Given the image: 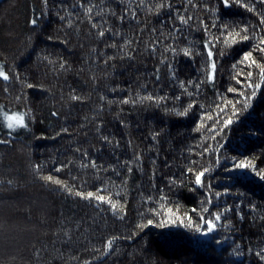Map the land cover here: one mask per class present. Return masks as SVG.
Segmentation results:
<instances>
[{
	"label": "trees",
	"instance_id": "16d2710c",
	"mask_svg": "<svg viewBox=\"0 0 264 264\" xmlns=\"http://www.w3.org/2000/svg\"><path fill=\"white\" fill-rule=\"evenodd\" d=\"M162 2L171 8L157 13ZM81 4L96 5L91 21ZM125 8L136 18L120 21ZM180 15L193 19L185 25ZM101 17L111 28L103 37L92 27ZM261 19L262 0H0V65L10 76L0 79V140L9 141L0 143V264H264L256 256L264 249V180L256 175L264 172V84L244 109L253 90L247 72L253 85L260 78L259 68L240 63L253 51L264 64L253 50L264 39ZM245 27L254 39L240 42ZM169 45L175 55L164 51ZM213 61L214 80L197 92ZM149 94L166 99L139 102ZM126 98L138 102L121 104ZM29 109L28 129L9 136L3 113ZM49 175L62 183L42 179ZM216 213L222 218L207 232L204 220Z\"/></svg>",
	"mask_w": 264,
	"mask_h": 264
},
{
	"label": "snow or ice",
	"instance_id": "6c2138e0",
	"mask_svg": "<svg viewBox=\"0 0 264 264\" xmlns=\"http://www.w3.org/2000/svg\"><path fill=\"white\" fill-rule=\"evenodd\" d=\"M42 2L46 5L47 2H48V0H42ZM101 2H102V0H101ZM189 2H191V0H189ZM144 3H145V0H139V6H140V7H143V6H144ZM237 3H239V0H237ZM262 3H264V0H262ZM222 4H223L224 7H229V6H230V0H222ZM193 6H195V5H193ZM243 6L247 7V5H243ZM81 7H83V8L85 9V14L88 16L89 21H91V20H92V13H93V10H94V8L96 7V5H94V4H93V5L81 4ZM165 7H167V8H171V4L163 3V2H162V3H158V4L155 6V10H156L157 13H159L160 10L163 9V8H165ZM103 11H104V9H101L99 12H96L95 15L99 17V16H101V13H102ZM110 14L113 15V16L116 15L115 12H111ZM129 16H131V18L135 19V18H136V11L133 10V9H130V8H125V9H124V13H123L122 15H120V16L118 17V19H119L120 21H123V20H125L126 18H128ZM59 18H60L61 20H64V19H65L64 17H59ZM178 19H179L180 23L187 25V24L189 23V21L193 19V17L188 16L187 19H186L183 15H180V16H178ZM30 22H31L33 25H35V24L37 23V18H33ZM105 23H107V20L104 19L103 17H101V21H98L97 23H93V24H92V27H93V28H99L98 35H99L100 37L105 36V33H106V32L111 33V28H104V27H103V24H105ZM201 23L203 24V21H201ZM260 23H261L262 25H264V19H261ZM204 27H205V30L207 31V26L205 25ZM213 27H216V25L213 24ZM223 27H224L225 29H227V28H228V25H224ZM175 30H176V31H180V29H178V28L175 29ZM152 31L155 32L156 29H152ZM243 31H244V33H245L244 35H241V33H239V32L236 33V36H239V38H240V42H243V41H249V40H253V39H254V37H250L249 35L246 34L247 31H248L247 27H245V28L243 29ZM113 35H118V33H115V34H113ZM237 42H238V41H237L235 38H233L232 41H231L232 44H235V43H237ZM131 43H132L131 41L126 40L125 43H124V45H121L120 47L123 48V47H125V46H130ZM156 43H158V41H157V42H154V44L152 45L153 50H155V45H156ZM207 43H208V42L205 43V46H206V47H207ZM226 43H227V41H226ZM110 46H111V47H116L117 45H116L115 43H113V44L110 45ZM253 50H254L255 52H257L258 54H260L261 59H264V39H261V40L259 41V43H256V44L254 45V49H253ZM164 51H165V52H171V53H173L174 55H175L176 52H177L176 48L172 47L171 45H169V47L165 48ZM181 51H182V52L184 53V55H186V56H187V55H190V49H189V48L181 49ZM213 55H214L213 51H212L211 49H209V50L207 51V56H208L209 58H212ZM220 55L223 56V55H224V52H221ZM108 59L111 60V59H113V58H112V57H109ZM167 59H168V58L165 56L163 59L160 60V63H161V64H167ZM244 62H250V63L248 64L249 67L255 66V67L259 68V78H260V83H255V84L253 85V84L250 82V81H251V77H252V72H250V71L247 72V82H248V87L253 89V90L251 91V95H250V96H247V97L245 98L244 103H243V108H244V109H247V108L250 106L252 99H253L254 97H256V95H257V90H259V89L261 88V85L264 84V64L259 63V62L257 61V59H255V58L253 57V51H248V52H245V53L243 54V60L240 61V63H244ZM65 63H66V62H65ZM65 63H61V64L59 65V67H60V68H64V67H65ZM104 63L107 64V63H108V60H105ZM215 67H216V65H215V62L213 61L212 64H211V68L213 69V72H211V73L208 74L206 80H201L200 82L195 83L194 85H193V81L189 80V81H188V84H189V85H193L194 88H195V90L198 92V91L201 89L202 84H205V83H208L209 81L214 80V69H215ZM233 67H236V65H233ZM167 69H168V73H169V77H170V79L175 80V79H176V71H177V70H175V69L173 68L172 64H167ZM159 72H160V69H159V66H157L156 69H155V79H156L157 82H159V80H160ZM0 79H3L4 81H8V80L10 79L9 74L3 70V66H2V65H0ZM179 83H180V87H181V88H185V84H184L183 81H180ZM27 87L30 88V87H32V85L29 84V85H27ZM73 91H74V90H73ZM112 91L115 92L116 89H112ZM185 91H187L186 88H185ZM228 91H229V92H235L236 89H234V88H229ZM187 94H188L189 96L194 95V93H192V92H189V93H187ZM179 98H180V97H176V99H179ZM17 99H19V97H17ZM70 99L73 100V101H79V100H81L82 98H81L80 96H78V95H74V94H73V95L70 96ZM100 99H101V100H104L105 98H104L103 96H101ZM164 99H166V97H159V98H157V97H154V96H152L151 94H149V95H147V96L139 97V102H140V103H143V101L148 100V101H155L157 104H159L160 101H162V100H164ZM137 102H138V101H137L136 99H127V98H126V99H123V100L120 101L121 104H129V103L135 104V103H137ZM108 103H112V101H108ZM194 104H195V101H193V103H190V104L187 106V108H185L183 111L176 112V115H177V116H180V117L185 116V115L188 113V111L194 107ZM200 107H204V106H203V105H200ZM30 111H31V110L29 109L28 112H25V113H13V114H8V113H6V112L3 113V121H4V123H3L2 126L6 127V128L8 129V135H9V136H11L13 132H17L18 130H26V129H28V123L26 122V116L29 115ZM221 111H223V109H221ZM240 111H241V109H235V110L233 111V116H236ZM51 115H52V116H59L60 113H58V112H56V111H53V112H51ZM121 123H123V121H121ZM222 123H223L224 127L226 128V127H228V126H230V125L233 124V119H232V117L230 116V117H228L226 120H224ZM197 130H198V129H197ZM62 131L66 132L67 129H62ZM98 131H99V129H98ZM59 134H60V133H57V135H59ZM158 135H159V133H154L153 136H152V138L155 139V137L158 136ZM40 138H42V137H40ZM102 139H103L106 143H112V141L109 140V138H108L107 136L102 137ZM0 143H5V144H6V143H9V141H7V140H0ZM117 143H118V142H117ZM77 151H79V149H77ZM84 155L86 156L87 153H84ZM136 158L139 159V156H137ZM91 166H92L93 168L96 167L95 161H92V162H91ZM36 167L39 168L38 165H37ZM237 167L243 169V168H246V167H249V166H248V165H245L244 163H240L239 165H237ZM59 170H60V169L58 168L57 171H59ZM128 171L131 172L132 169L129 167V168H128ZM188 171H192V170L189 169ZM206 171H208V170L205 169L204 171H200V172H197V173L195 174V181H194V183H195L196 185L203 186V180H202V177L205 175V172H206ZM256 175L259 176L260 179L264 180V172H257ZM42 179H44L45 181H50V182L55 183V184H57V185H60V184L62 183L60 180H58V179H54L51 175H49V176H45V177H42ZM8 183H12V181H8ZM67 190H68L69 192H71V189H67ZM99 191H103V189H100ZM76 195L81 196L82 198H86V199H91V198H93V196H94V194H93L92 192H88V193L86 194V196H85L84 193H79V192H77ZM216 195L218 196V195H220V193H216ZM94 198H95L97 201H99V202H106V203L110 204L111 210H112L113 212L117 211V210L119 209V207H120V206L118 205V202L114 203V202H112L111 200H106L105 196H103V195L95 196ZM253 207H255V206H253ZM228 210L230 211V209H228ZM193 211H195V209H193ZM204 211H205V212H208V209L205 208ZM221 218H222V214H221V213H216V214L213 216L212 219H205V220H204V224L207 225V232H212V231L215 229V227H216V222H217V221H220ZM261 219H264V218H261ZM188 221H189V222H188V224H187L186 226L189 227V228H191V227H192L191 217H188ZM175 222H176V221H171V223H175ZM181 223H183V221H181ZM148 224L151 225V224H152V221L149 220V221H148ZM158 226H159V227H163L164 225L161 224V225H158ZM140 227L143 228V227H145V226H140ZM196 230H197V231H200V226H199V225L196 226ZM130 238H131V237H129V239H130ZM114 240H115V238H113L112 240H109V241L106 242V248H107V249H111L112 244L114 243ZM249 251H251V249H249ZM256 256H257L261 261H264V249H261L259 252H257V253H256Z\"/></svg>",
	"mask_w": 264,
	"mask_h": 264
}]
</instances>
